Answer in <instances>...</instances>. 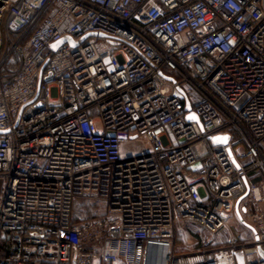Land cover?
<instances>
[{
  "label": "built area",
  "instance_id": "built-area-1",
  "mask_svg": "<svg viewBox=\"0 0 264 264\" xmlns=\"http://www.w3.org/2000/svg\"><path fill=\"white\" fill-rule=\"evenodd\" d=\"M0 132V264H264V0H0Z\"/></svg>",
  "mask_w": 264,
  "mask_h": 264
},
{
  "label": "rangeland",
  "instance_id": "rangeland-1",
  "mask_svg": "<svg viewBox=\"0 0 264 264\" xmlns=\"http://www.w3.org/2000/svg\"><path fill=\"white\" fill-rule=\"evenodd\" d=\"M148 149L145 140L136 139L131 143H125L123 145L122 154L124 157H132L145 153ZM255 208V206H254ZM104 209L101 204L93 203L90 200H80L77 202L74 208V217L77 221L85 220L103 214ZM244 218L248 219L249 213H244ZM238 224V222L235 221ZM235 226V224L233 223ZM238 230L241 233L246 234L245 228L238 225ZM235 233V232H234ZM227 233L222 232L220 236L213 237L209 232L204 230L198 225L191 222H185L179 228L177 233V250L183 252H190L196 249L200 243L201 238H210L214 243L226 242ZM250 238V236H249Z\"/></svg>",
  "mask_w": 264,
  "mask_h": 264
},
{
  "label": "water",
  "instance_id": "water-1",
  "mask_svg": "<svg viewBox=\"0 0 264 264\" xmlns=\"http://www.w3.org/2000/svg\"><path fill=\"white\" fill-rule=\"evenodd\" d=\"M88 36H96V33H90V34H87V35H85L82 39H81V42L83 41V40H85ZM64 43H70V44H72L73 46H77V43L76 42H73L69 37H64L62 40H60V41H58V42H55L54 44H53V48L54 49H56L58 46H60V45H62V44H64ZM187 106H188V108H189V104H187ZM194 117L193 116H189L188 117V119H193ZM2 132H0V134H1ZM214 141L217 143V142H220V141H223L224 143H226L227 142V138L226 137H216L215 139H214ZM234 163H235V166L237 167V168H239V164L237 163V161L234 159ZM247 193H248V188H247V192H246V194L243 196V197H241L238 201H237V203H236V213H237V215H238V218L240 219V221L242 222V223H244L245 225H246V223H245V221L243 220V218H242V216H241V213H240V211H239V203H240V201L247 195ZM259 253H260V255L264 258V251H262V250H259Z\"/></svg>",
  "mask_w": 264,
  "mask_h": 264
},
{
  "label": "crops",
  "instance_id": "crops-1",
  "mask_svg": "<svg viewBox=\"0 0 264 264\" xmlns=\"http://www.w3.org/2000/svg\"><path fill=\"white\" fill-rule=\"evenodd\" d=\"M2 189H3V180L0 179V197H1Z\"/></svg>",
  "mask_w": 264,
  "mask_h": 264
}]
</instances>
